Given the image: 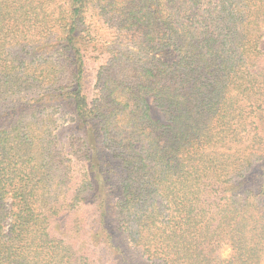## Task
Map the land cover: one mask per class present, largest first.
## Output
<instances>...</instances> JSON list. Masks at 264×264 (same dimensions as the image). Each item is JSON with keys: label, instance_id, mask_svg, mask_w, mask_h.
<instances>
[{"label": "trees", "instance_id": "16d2710c", "mask_svg": "<svg viewBox=\"0 0 264 264\" xmlns=\"http://www.w3.org/2000/svg\"><path fill=\"white\" fill-rule=\"evenodd\" d=\"M0 108V264H264V0H0Z\"/></svg>", "mask_w": 264, "mask_h": 264}, {"label": "rangeland", "instance_id": "374dc122", "mask_svg": "<svg viewBox=\"0 0 264 264\" xmlns=\"http://www.w3.org/2000/svg\"><path fill=\"white\" fill-rule=\"evenodd\" d=\"M99 34L103 37V38H105V39H109V40H112V41H116V40H118L117 39V37L115 36L116 35V33L113 31V30H111V29H109L107 26H105V25H100V27H99ZM119 36V41L118 42H121V43H123V44H128V43H130V38H131V34L130 35H126V34H122V35H118ZM97 63V62H96ZM95 65V64H94ZM94 65H91V68H92V73H93V71H95V69H94ZM150 101V107H151V110H150V112H151V115L154 117V119H157V120H160V121H162V122H164V123H166V122H168V114L164 111V110H162L161 108H159L158 106H156L155 105V103L153 102V100L152 99H150L149 100ZM2 110H3V108H0V112H2ZM78 122H80V121H78ZM69 134V132H65L64 133V136H66L67 137V135ZM66 141V140H65ZM106 156H104L103 158H105ZM256 171H258V172H261V171H263V169H264V162H260V163H258L257 164V166H256ZM107 170L105 169V163H104V161H103V178L105 179V175H104V173L106 172ZM116 172H118V170L116 171ZM116 175V173H113L112 174V172L109 174V177H111V179L109 178L108 179V186H110V188L112 187V189L111 190H115V189H117V186H116V180H115V176ZM113 196H109V198H110V200H109V202H113V201H116V199H113V198H116V194L112 191V193H111ZM227 253H228V249H226V250H224V252H223V254L224 255H227Z\"/></svg>", "mask_w": 264, "mask_h": 264}]
</instances>
